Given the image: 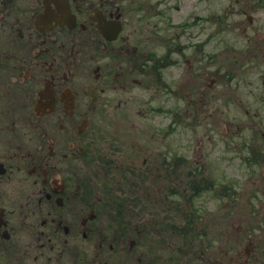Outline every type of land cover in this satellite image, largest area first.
Listing matches in <instances>:
<instances>
[{
    "label": "flooded vegetation",
    "instance_id": "obj_1",
    "mask_svg": "<svg viewBox=\"0 0 264 264\" xmlns=\"http://www.w3.org/2000/svg\"><path fill=\"white\" fill-rule=\"evenodd\" d=\"M250 69L264 107V0H0V264H264V108L240 181L215 131Z\"/></svg>",
    "mask_w": 264,
    "mask_h": 264
},
{
    "label": "rangeland",
    "instance_id": "obj_2",
    "mask_svg": "<svg viewBox=\"0 0 264 264\" xmlns=\"http://www.w3.org/2000/svg\"><path fill=\"white\" fill-rule=\"evenodd\" d=\"M238 62L240 63V59L236 58L231 61L233 64V71L239 66V64H236ZM228 79L229 76L227 77V80ZM257 84H259V81L255 69H250L246 75L242 74L231 80V89L233 93L231 100H234L232 101L230 108L225 109L227 111V116L221 119L220 129L215 130L220 136H225L227 141L230 142V148L232 149H229V156L231 158L230 163L220 158V156H215V158L222 159L221 163L223 166L221 170L226 169L228 179L231 178L232 181H240L242 170L246 169L241 162L242 155L239 153L242 144L245 141H252L256 138V143L258 145V139H260V134L256 137L253 132L256 131V125H259L260 123L256 114L259 109L264 108L257 103ZM236 100L237 102H235ZM222 110H224V108H219L218 113ZM246 110L249 111L248 114L246 113ZM260 113L262 114V110H260ZM225 127L229 128L231 133H236L226 135L222 129ZM259 142H261V140H259ZM215 143L216 147H221L222 139L216 137ZM216 168H220L218 161L216 162ZM92 175L90 181L92 182L93 190L96 191L97 187L100 189L102 188V190H104L103 194L112 197L113 203H115V198L113 197L115 191L113 192L112 190L115 189V171H110L108 173L93 172ZM262 177H264V175Z\"/></svg>",
    "mask_w": 264,
    "mask_h": 264
}]
</instances>
